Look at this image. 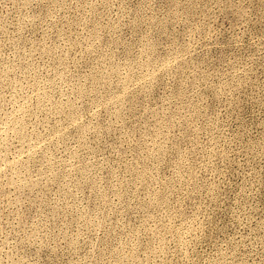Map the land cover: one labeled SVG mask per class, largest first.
<instances>
[{"label":"rangeland","instance_id":"rangeland-1","mask_svg":"<svg viewBox=\"0 0 264 264\" xmlns=\"http://www.w3.org/2000/svg\"><path fill=\"white\" fill-rule=\"evenodd\" d=\"M0 264H264V0H0Z\"/></svg>","mask_w":264,"mask_h":264}]
</instances>
